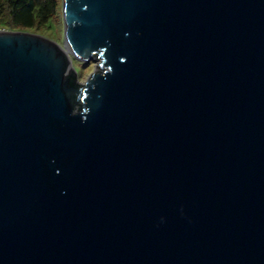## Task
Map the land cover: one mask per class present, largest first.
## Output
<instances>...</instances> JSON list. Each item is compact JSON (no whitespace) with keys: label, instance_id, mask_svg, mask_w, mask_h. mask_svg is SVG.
<instances>
[{"label":"water","instance_id":"1","mask_svg":"<svg viewBox=\"0 0 264 264\" xmlns=\"http://www.w3.org/2000/svg\"><path fill=\"white\" fill-rule=\"evenodd\" d=\"M61 17L0 29V264H264V0Z\"/></svg>","mask_w":264,"mask_h":264},{"label":"trees","instance_id":"2","mask_svg":"<svg viewBox=\"0 0 264 264\" xmlns=\"http://www.w3.org/2000/svg\"><path fill=\"white\" fill-rule=\"evenodd\" d=\"M60 4L61 0H0V28L46 29Z\"/></svg>","mask_w":264,"mask_h":264},{"label":"rangeland","instance_id":"3","mask_svg":"<svg viewBox=\"0 0 264 264\" xmlns=\"http://www.w3.org/2000/svg\"><path fill=\"white\" fill-rule=\"evenodd\" d=\"M61 5V4H60ZM4 29V28H0ZM4 30H23L29 31L33 33H38L43 35L47 38H50L56 41L59 44H62L63 41V23L61 17V6L60 12L50 21L48 28H41V29H4ZM72 66L74 67L75 71L77 72L78 81L83 82L88 74L92 72L95 66V62H83L78 59L72 58Z\"/></svg>","mask_w":264,"mask_h":264}]
</instances>
